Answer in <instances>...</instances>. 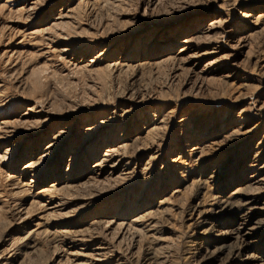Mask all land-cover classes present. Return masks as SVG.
Here are the masks:
<instances>
[{"label":"rangeland","instance_id":"obj_1","mask_svg":"<svg viewBox=\"0 0 264 264\" xmlns=\"http://www.w3.org/2000/svg\"><path fill=\"white\" fill-rule=\"evenodd\" d=\"M256 172L264 0H0V264L264 255Z\"/></svg>","mask_w":264,"mask_h":264},{"label":"bare ground","instance_id":"obj_2","mask_svg":"<svg viewBox=\"0 0 264 264\" xmlns=\"http://www.w3.org/2000/svg\"><path fill=\"white\" fill-rule=\"evenodd\" d=\"M66 51V50H65ZM213 65V64H212ZM217 65V64H216ZM223 67V65L219 66L217 68L216 71H219L221 68ZM32 109V108H31ZM52 147V146H51ZM49 149V148H48ZM117 153V150L113 149V148H110L107 150V153L105 154L106 157H112L114 156V154ZM48 158V155H46V153H44L41 158L39 160H42V159H47ZM258 162V161H257ZM257 162L254 161L250 164V168H256L257 167ZM38 165V163H27L26 166H25V170L26 172H29L30 169L32 168H36V166ZM100 167V165L98 164L97 167ZM42 167V166H41ZM104 165L101 167V169H103ZM40 168V167H39ZM41 169V168H40ZM33 170V169H32ZM39 170V169H38ZM47 171V170H45ZM37 174V173H36ZM35 174V175H36ZM97 174V173H96ZM98 175H99V172H98ZM259 173H253L250 177H249V182L250 184L247 186V189L244 190V189H239L237 191V194L242 197V203L241 205H243L244 209H242L241 211V215L239 217V223H238V226L235 227V229L230 232L231 235L230 236H235L237 237V241H240L239 244H240V247L241 248H244L245 249H256V246L258 245V242L257 241H248V239L255 233V229L254 228H251L249 229L248 231L244 232V228L247 227V225L249 223H251L253 221L252 219V216H251V213L253 211L254 214L256 215H259L261 217L264 218V203L262 204V206L260 208H251L250 211H246L247 207H251L253 206L255 203H258L260 201V199L262 198V196L264 195V176L263 177H259ZM53 209V208H52ZM256 209H258L257 211H259L260 213H258L256 211ZM213 218L212 216H208V213L207 212H200L199 213V225L200 226H204V225H208V224H211ZM140 221V218H135L131 223L130 225H125V224H122L120 227L123 229V232H128L129 230H134L136 232V224ZM204 235L205 238L203 239H207V236L209 234H207V232L205 233H202ZM197 245H201L200 247H202V244H197ZM102 246V245H101ZM108 246V245H107ZM103 247V246H102ZM98 248L96 251H100V250H105V248ZM107 248V247H106ZM110 248V247H108ZM111 249V248H110ZM106 251V250H105ZM108 251V250H107ZM104 252V251H103ZM110 252V251H109ZM115 252V251H114ZM100 253V252H99ZM106 253V252H104ZM113 253V252H112ZM116 253V252H115ZM119 253V252H118ZM111 254V253H109ZM99 255V254H98ZM107 255H108V252H107ZM106 255V256H107ZM236 255V252L235 251H230L228 253V261H227V264H264V255H261V256H258V255H255L254 253H249L245 260H241L240 258L237 259V258H234V256ZM112 256V254H111ZM115 256V255H114ZM100 257V256H99ZM108 257V256H107ZM119 257V256H118ZM101 258V257H100ZM98 258V259H100ZM123 258V257H122ZM103 261L106 260V259H102ZM107 261V260H106ZM99 262V260H98ZM100 262L101 259H100ZM99 262V263H100ZM110 259L109 261H107V263L111 264L110 263ZM91 264V263H90ZM117 264H123L122 260H118V263Z\"/></svg>","mask_w":264,"mask_h":264}]
</instances>
